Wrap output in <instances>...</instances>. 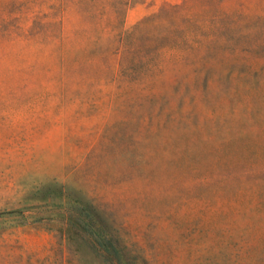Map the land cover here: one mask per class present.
<instances>
[{"label":"rangeland","instance_id":"obj_1","mask_svg":"<svg viewBox=\"0 0 264 264\" xmlns=\"http://www.w3.org/2000/svg\"><path fill=\"white\" fill-rule=\"evenodd\" d=\"M0 264H264V0H0Z\"/></svg>","mask_w":264,"mask_h":264},{"label":"trees","instance_id":"obj_2","mask_svg":"<svg viewBox=\"0 0 264 264\" xmlns=\"http://www.w3.org/2000/svg\"><path fill=\"white\" fill-rule=\"evenodd\" d=\"M105 250H107V251H112V252H115L113 249H112V247L110 246V249L108 250V249H105ZM117 262H119V260L117 259Z\"/></svg>","mask_w":264,"mask_h":264}]
</instances>
